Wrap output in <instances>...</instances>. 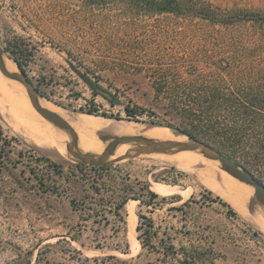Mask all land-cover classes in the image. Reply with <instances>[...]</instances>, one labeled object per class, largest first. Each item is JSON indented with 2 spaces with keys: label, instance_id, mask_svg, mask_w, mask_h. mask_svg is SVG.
<instances>
[{
  "label": "rangeland",
  "instance_id": "374dc122",
  "mask_svg": "<svg viewBox=\"0 0 264 264\" xmlns=\"http://www.w3.org/2000/svg\"><path fill=\"white\" fill-rule=\"evenodd\" d=\"M136 1L0 0V45L50 105L191 132L264 183V0H181V14ZM19 125L0 99V264H264V232L198 174L157 153L56 160Z\"/></svg>",
  "mask_w": 264,
  "mask_h": 264
},
{
  "label": "bare ground",
  "instance_id": "6f19581e",
  "mask_svg": "<svg viewBox=\"0 0 264 264\" xmlns=\"http://www.w3.org/2000/svg\"><path fill=\"white\" fill-rule=\"evenodd\" d=\"M4 61L9 70L18 71V67L14 60L6 54H4ZM17 82L18 81L7 78L0 72V99L2 100V105L7 106L10 111L16 115L20 123V125L15 128V131L31 141L33 144L37 145L41 152L47 154L51 158L56 160H65L68 158V152L66 150L68 135L62 130L58 131L56 127H53L50 125V123L46 122L42 118L43 116L41 117L35 110L31 102H28L27 99L25 100L24 98H21L16 93V91L10 87V85L18 84ZM25 95L30 101L26 89ZM39 100L43 106L60 114L76 129L79 135L78 145L84 152L100 154L103 151L105 142L102 140L95 141V137L97 135H144L160 140L188 139L186 135H175L171 131L172 129L169 130V128L142 127L139 123L126 121L112 122L113 119L111 118L74 113L60 106L54 104L50 105L43 97L40 96ZM5 113L8 114V112ZM53 130L56 134L53 132ZM63 137L65 139L64 142ZM136 147L137 144L135 143L119 144L112 157L131 152L135 150ZM49 149H55L56 152L50 151ZM169 154H175L179 156H170ZM157 155L160 159L174 163L180 169L191 172L192 174H198L199 177H196L197 179L200 178L204 185L226 199L242 215V217L254 222L257 227L264 232V218L258 216L259 214L257 212L256 213L258 215H254L250 212L248 208L249 202L247 201L245 192L243 190L244 186L251 195L254 191V187L236 179L233 176L231 177L226 171H224V173L222 171V173H219V169H217L219 161H211L197 151L157 153ZM199 169H201L203 172H198ZM134 230L135 226L133 227V231Z\"/></svg>",
  "mask_w": 264,
  "mask_h": 264
},
{
  "label": "water",
  "instance_id": "95a60500",
  "mask_svg": "<svg viewBox=\"0 0 264 264\" xmlns=\"http://www.w3.org/2000/svg\"><path fill=\"white\" fill-rule=\"evenodd\" d=\"M4 54L5 50L0 45L1 73L7 78L16 80L23 84L27 91L30 102L35 110L48 121L64 129L70 134L71 142L67 144L66 149L81 163L102 166L125 158H134L142 154L197 151L209 159L219 161L222 169H224L236 179L252 185L254 187V196L258 202L264 206V183H262L251 171L243 167L237 161L233 160L230 156L216 149L207 142L197 139L193 136H188L187 140H160L144 135H124L111 137L100 135L99 138L105 142V147L100 154L82 151L78 145L79 135L76 129L60 114L43 106L40 103L39 93L32 82L28 79L27 75L19 67L18 63V71L9 70L5 65ZM123 143H135L137 144V147L135 150L120 155L116 159H111L117 146Z\"/></svg>",
  "mask_w": 264,
  "mask_h": 264
},
{
  "label": "trees",
  "instance_id": "16d2710c",
  "mask_svg": "<svg viewBox=\"0 0 264 264\" xmlns=\"http://www.w3.org/2000/svg\"><path fill=\"white\" fill-rule=\"evenodd\" d=\"M135 7L136 8H142L140 10H142L143 12L147 11V12L175 13V14H181L185 10L189 11V12H191V10H194V7L191 6L190 3H183L181 0H137L135 2ZM15 60L17 61L16 58H15ZM17 63L19 65V67L23 70V72L25 73V69H24L22 63H20L19 61H17ZM88 112L89 113H95V112H97V110H89ZM126 112H127L128 116L134 117L140 111L139 110L136 111V110L132 109L130 106H127ZM138 114H140V113H138ZM104 115L107 116L106 114H104ZM189 134L193 137H196L191 132ZM150 192H151L152 197L158 196V194L155 191H150ZM142 202L150 204L149 202H146V201H142ZM224 204L228 205L226 202H224ZM141 217L145 218L143 215H141ZM143 243L146 246H149V247L151 246L149 238L147 240H144Z\"/></svg>",
  "mask_w": 264,
  "mask_h": 264
},
{
  "label": "crops",
  "instance_id": "0c3cea01",
  "mask_svg": "<svg viewBox=\"0 0 264 264\" xmlns=\"http://www.w3.org/2000/svg\"><path fill=\"white\" fill-rule=\"evenodd\" d=\"M140 202V201H139Z\"/></svg>",
  "mask_w": 264,
  "mask_h": 264
}]
</instances>
